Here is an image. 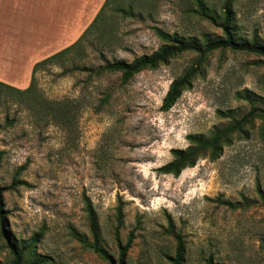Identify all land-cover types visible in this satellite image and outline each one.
<instances>
[{"label": "rangeland", "instance_id": "1", "mask_svg": "<svg viewBox=\"0 0 264 264\" xmlns=\"http://www.w3.org/2000/svg\"><path fill=\"white\" fill-rule=\"evenodd\" d=\"M104 1L68 0L64 13L81 6L92 18ZM225 1L204 0L219 21ZM48 2L1 0L0 47L21 46L26 25L45 22L38 19L42 12L57 19L56 9L42 8ZM130 3L135 14L123 17L116 9ZM232 9L240 37L264 45V0H234ZM157 28L200 41L223 35L221 24L200 15L193 0H110L77 47L38 69L32 92L0 87L6 229L12 238L36 237L37 251L51 264H117L129 239L125 264H172L177 234L186 245L184 264H264L261 120L217 161L200 159L177 177L159 172L172 149L188 146L189 135H209L230 121V112L238 119L248 113L246 96L264 108V56L214 51L191 88L164 112L171 83L196 65L195 53L145 70L126 85L119 74L99 73L105 60L131 62L157 51L163 44ZM58 103L69 108V120L49 114ZM87 199L113 262L91 248ZM11 261L0 237V264Z\"/></svg>", "mask_w": 264, "mask_h": 264}, {"label": "trees", "instance_id": "2", "mask_svg": "<svg viewBox=\"0 0 264 264\" xmlns=\"http://www.w3.org/2000/svg\"><path fill=\"white\" fill-rule=\"evenodd\" d=\"M197 6V12L200 15L210 19L216 24H221L223 28V35L215 39H208L200 41L197 37H184L178 34H170L161 29H155L157 36L161 39L163 44L160 48L150 55H142L135 58L131 62L105 60L103 67L99 69L100 74H119L121 83L128 84L137 74L145 70H156L162 65H166L171 59L187 52H192L197 55L195 66L185 71L180 77L175 79L163 100L161 110L164 112L170 111L183 92L190 89L195 77L202 72V67L205 64L207 56L216 50H232L247 52L250 54H257L264 56V45L253 41H248L240 37L237 31L236 17L233 12L234 0H226L223 7V18L219 21L218 17L210 14V11L204 0H193ZM110 8V0H105L100 11L96 15L93 22L85 30L83 35L73 45L66 49L52 55L51 57L38 62L33 68L31 82L26 90H21L11 85L0 82V87H4L11 92L19 93V95H26L32 92L35 87V74L41 66L54 62L59 57L70 52L71 49L77 47L83 38L95 28L99 19L104 12ZM123 17H131L135 14V5L130 3L127 7H119L116 9ZM246 99L252 104L250 111L240 119L235 118L232 112L229 113L230 121L220 128L215 129L209 135H189L188 146L184 149H172V160L159 168L162 174L179 176L186 168L194 167L198 160L209 158L211 161H217L223 155L224 149L230 146L236 136L248 137L249 129H251L255 120L263 122L264 132V108L256 106L255 100L246 96ZM49 114L60 122L69 120V108L63 104H51L48 108ZM6 188L0 187V237H2L9 252L12 256L11 264H51L50 258L40 254L36 247L38 239L33 237L29 240L12 238L6 229L5 220L6 214L4 212V192ZM233 206L232 203H226ZM86 212L90 222V230L93 236L91 248L106 260L113 262L112 256L104 249L102 245L101 228L99 224L98 215L89 199L85 201ZM177 247L173 258H170L172 264H184L186 256V245L179 234L176 235ZM132 244V239L124 247H120L119 261L117 264H125V256ZM208 264H212L210 261Z\"/></svg>", "mask_w": 264, "mask_h": 264}, {"label": "crops", "instance_id": "3", "mask_svg": "<svg viewBox=\"0 0 264 264\" xmlns=\"http://www.w3.org/2000/svg\"><path fill=\"white\" fill-rule=\"evenodd\" d=\"M67 1L49 0L47 5H43V9L49 8L50 11L56 9L58 18L56 19L51 12L40 13L37 18L45 22L40 25L33 24L32 27L26 25L27 28L24 29L25 32L20 39L21 46L0 47V82L26 89L31 82L34 66L73 45L93 22L102 7H99L95 15H91L90 18L89 15L83 14L81 6L79 10L75 7L73 12L64 13ZM69 1L75 5L81 4V0ZM2 5L0 3V11L5 7ZM85 17L90 19L87 23ZM53 23H56L55 27Z\"/></svg>", "mask_w": 264, "mask_h": 264}]
</instances>
